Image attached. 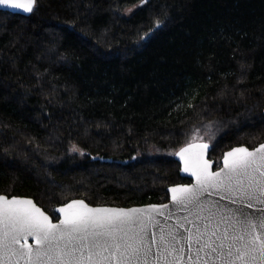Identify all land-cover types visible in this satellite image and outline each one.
<instances>
[{
	"label": "trees",
	"instance_id": "1",
	"mask_svg": "<svg viewBox=\"0 0 264 264\" xmlns=\"http://www.w3.org/2000/svg\"><path fill=\"white\" fill-rule=\"evenodd\" d=\"M263 107L264 0L0 11V194L32 197L53 219L73 198L166 201L189 181L173 153L194 130L217 168L224 151L264 141Z\"/></svg>",
	"mask_w": 264,
	"mask_h": 264
},
{
	"label": "snow or ice",
	"instance_id": "2",
	"mask_svg": "<svg viewBox=\"0 0 264 264\" xmlns=\"http://www.w3.org/2000/svg\"><path fill=\"white\" fill-rule=\"evenodd\" d=\"M37 3L0 7L32 13ZM209 148L196 129L173 153L193 182L169 187L167 204L125 209L73 199L55 209L53 223L32 199L0 195V264H264V143L224 152L216 171Z\"/></svg>",
	"mask_w": 264,
	"mask_h": 264
},
{
	"label": "water",
	"instance_id": "3",
	"mask_svg": "<svg viewBox=\"0 0 264 264\" xmlns=\"http://www.w3.org/2000/svg\"><path fill=\"white\" fill-rule=\"evenodd\" d=\"M0 11H8V12H11V13H13L11 10H9V9H6V8H2V7H0ZM14 14H19V15H23V16H28L30 13H23V12H17V13H14ZM263 113H264V107H263ZM205 142H207V143H209L208 141H205ZM261 143H264V141L263 142H261ZM210 144V143H209ZM260 144V143H259ZM259 144H257L255 147H258L259 146ZM239 146H245V145H238V146H234V147H239ZM211 147V146H210ZM245 147H247V146H245ZM233 148V147H232ZM249 148V147H248ZM254 148V147H253ZM231 149V148H230ZM230 149H228V150H226V151H229ZM250 150L252 149V148H249ZM209 151H210V148H209ZM209 151H208V156H207V158L208 159H210L209 158ZM226 151H224V152H226ZM223 156V155H222ZM174 158L178 161V163H179V173H180V175L182 176V177H186V178H188L189 179V181L188 182H183V183H176V184H188V183H192L193 181H192V178L187 174V173H183V172H181L180 171V167H181V164H180V162H179V158L178 157H176V156H174ZM110 160V159H109ZM210 160H212L213 161V171H216V170H218V168L219 167H222L223 165H222V157H221V159H220V166L219 167H217V168H214V160L213 159H210ZM173 185H175V184H172V185H169L168 187H167V190H168V188L169 187H171V186H173ZM168 192V191H167ZM0 195H6V194H0ZM8 196V195H7ZM13 196H18V197H23V198H29V199H32L34 202H35V200L32 198V197H28V196H20V195H10V196H8L9 198H11V197H13ZM73 199H78V200H80V199H82V198H73ZM73 199H70V200H68L67 202H69V201H71V200H73ZM214 199H218V197H214ZM82 200H84V199H82ZM85 201V200H84ZM67 202H65V203H67ZM86 202V201H85ZM170 202V194L168 193V199L166 200V201H164V202H159V203H157V202H150V203H144V204H132V205H128V206H115V205H92V204H89L88 202H86V203H88L90 206H92V207H110V208H125V209H128V208H134V207H143V206H146V205H149V204H162V203H164V204H167V203H169ZM36 203V202H35ZM222 203H227V201H223ZM37 204V203H36ZM64 203H62V204H60V205H57V206H55L54 208H53V211H54V213L57 215V218L56 219H53V223H57L58 222V218H59V213H57V212H55V209L57 208V207H59V206H62ZM37 206L38 207H41L42 209H43V207L42 206H40V205H38L37 204ZM44 210V209H43ZM45 211V210H44ZM246 211H248L250 214H258V213H255V210H253V209H246ZM48 215H50V213H48L47 211H45ZM180 215H183V213H179ZM51 217H52V215H50ZM53 218V217H52ZM29 242L30 243H32V240H31V238H29Z\"/></svg>",
	"mask_w": 264,
	"mask_h": 264
},
{
	"label": "rangeland",
	"instance_id": "4",
	"mask_svg": "<svg viewBox=\"0 0 264 264\" xmlns=\"http://www.w3.org/2000/svg\"><path fill=\"white\" fill-rule=\"evenodd\" d=\"M132 9H130V10H128V12H130ZM75 146H72L71 148H70V151H72V152H77V153H79V154H83L84 153V151L83 150H81V149H79V148H77V147H75V149H77L76 151H73V148H74Z\"/></svg>",
	"mask_w": 264,
	"mask_h": 264
}]
</instances>
